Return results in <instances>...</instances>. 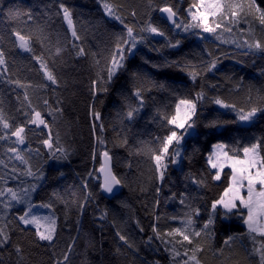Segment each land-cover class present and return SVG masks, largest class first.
Returning a JSON list of instances; mask_svg holds the SVG:
<instances>
[{"label":"trees","instance_id":"16d2710c","mask_svg":"<svg viewBox=\"0 0 264 264\" xmlns=\"http://www.w3.org/2000/svg\"><path fill=\"white\" fill-rule=\"evenodd\" d=\"M192 2L109 0L123 19L122 24L105 14L100 0H0V50L4 51L6 60L0 66V109L14 126L26 125L24 144H15V137L0 140V160L4 161L0 164V177H3L0 188L38 184L31 193L33 208L51 204V208L40 207V210L57 218L53 241H40L35 228L23 225L18 219L27 210V204L13 202L7 210L0 204V226L7 225L11 237L10 243L0 248L3 264H16L20 257L13 245L17 244L22 249V264H57V261L60 264H175L161 240L156 239L153 228L162 234L180 227L185 213L197 207L200 214L194 217L196 227L207 221L212 214L211 204L227 186V174H230L226 169L220 181L211 178L214 171L207 163L211 147L224 143L237 148L264 137V112L251 122H242L235 110L223 108L213 103V99L218 96L237 108L264 104V52L233 43V40L242 44L245 38L253 39L242 35L237 28L231 33L223 29H218L217 34L201 29L186 32L170 27L158 13L160 7L171 6L178 13L177 21L187 23L190 19L187 10ZM60 3L71 10L80 40L72 37L59 9ZM255 3L264 10V0ZM149 21L164 31L165 36L141 32ZM125 24L133 27L143 42L137 43L131 53L125 51L124 68L109 82L105 68L118 38L127 36ZM240 27L247 25L242 23ZM15 31L33 36L32 52L16 46ZM255 38L264 43V31L258 26ZM177 40L179 46H168ZM74 44L83 47L86 54L77 56ZM57 48L61 49L59 55ZM35 57L46 61L57 78L56 84L46 79ZM212 60H216V67L208 71L207 65ZM193 70L198 73L195 80L189 75ZM133 73L137 76L133 77ZM16 80L25 87L9 82ZM93 81H97L95 92ZM160 84L164 85L163 89L159 88ZM138 87L146 89L145 105L129 121L125 114L129 106L138 103L133 96ZM249 87H252L251 104L246 99ZM105 88L106 91L102 90ZM198 92L205 93V98L197 103L195 127L179 145L178 162L169 163L165 179L159 181L147 150L155 146L157 137L168 134L172 126L160 118L157 110L171 115L179 99L194 98ZM25 93L32 107L41 111L49 128L26 124L28 117L24 113L31 109L24 99ZM44 100L48 101L47 105ZM52 109L60 111L49 115ZM93 112L100 113L99 120L94 119ZM211 124L216 126L209 127ZM49 130L54 145L58 134V146L68 153L66 160L59 152L55 155L60 159L51 158L55 148L50 150L42 143L48 138ZM4 131L0 129V134ZM13 147L33 171L37 168L43 171V180L20 175L28 165L8 151ZM105 151L111 157L113 173L121 181L119 192L109 198L101 190L98 172L100 155ZM13 168L17 169L16 173L12 172ZM13 176L17 178L12 179ZM193 179L203 180V186L193 183ZM182 197H186L185 204L180 203ZM40 210L34 212L38 214ZM214 219L210 226L212 235L201 241L204 246L199 253L201 264H261L238 215H225V210L217 207ZM120 235L126 237L127 243ZM229 236L235 237L231 247L224 245ZM220 248L222 255L217 252Z\"/></svg>","mask_w":264,"mask_h":264},{"label":"snow or ice","instance_id":"6c2138e0","mask_svg":"<svg viewBox=\"0 0 264 264\" xmlns=\"http://www.w3.org/2000/svg\"><path fill=\"white\" fill-rule=\"evenodd\" d=\"M105 14L120 23H124L123 19L116 14L115 6L109 3V0H100ZM59 9L62 11L63 19L67 22L68 28L71 30V35L76 40H80L81 37L77 34L75 29L71 10L63 3L59 4ZM161 13L166 14V19L171 22L177 29L183 31H189L191 29H201L205 33L217 34L218 29H223L226 32L231 33L234 28H237L242 35L251 36L253 39L249 40L245 38L243 43H238L237 40H233V43H237L238 47H247L249 49L259 50L264 52V43L261 40L255 38V32L257 26L264 31V10L256 5L255 0H193L191 6L187 10L190 17L189 22L183 23L177 21V11L171 6L165 5L159 8ZM59 14V13H57ZM135 16V13H133ZM252 17V19H249ZM31 18V16H29ZM247 25V27L241 28V24ZM127 36L126 38L120 37L115 45L114 50L111 53L110 59L107 62L105 71L107 73V81H111L112 78L124 68V61L126 59L125 51L131 53L136 48L137 43L143 42V37L137 36L134 28L125 24ZM43 31L42 29L40 30ZM141 32H148L159 36H165L164 31L154 25L151 21L147 22L146 27L140 29ZM13 35L16 38V46L24 51L32 52L31 43L33 40L32 35H24L21 31H15ZM219 39V35H217ZM180 41L175 43L169 42L170 47L179 46ZM76 48V55H85V49L83 47ZM61 52L60 48L56 49V55ZM95 55V54H93ZM211 55V53H209ZM40 63L41 69L44 71V76L52 84L57 83V78L52 70L48 68L46 61L42 57H35ZM99 63V61H97ZM6 64L5 53L0 50V66ZM216 67V60H212L207 65V70L211 71ZM6 70V69H5ZM133 77L137 74L133 73ZM189 75L193 80L196 79L198 73L196 71L189 72ZM19 87H25L19 80L9 81ZM97 81H93V91L95 92ZM155 86V85H153ZM160 89L164 88L163 84L159 85ZM240 85H236V90L239 91ZM106 91L107 89H102ZM146 89L136 88L133 92V96L138 101L135 106H129L125 116L129 121L133 120L139 111L145 105V99L143 92ZM252 87L248 89V96L246 97L249 104L252 102ZM205 98V93L198 92L194 98H181L175 104V111L171 115H165L157 110L158 115L167 125L172 127L169 129L168 134L163 137H157L155 146L148 147V157L153 165V170L156 174V179L163 181L167 172L168 164H175L180 158L179 145L184 139V136L188 134L189 129L195 127L196 121L193 117L197 113V103ZM25 100H28V107L30 112H25L24 115L28 117L26 124H33L37 127L43 125L44 128H49L47 121L42 115L41 111L32 107L31 101L25 93ZM45 105L48 104L47 100H44ZM213 103L220 105L223 108H230L237 112V118L242 122H251L258 113L264 112V104L259 106H250L248 108L239 107L234 103H227L220 97H215ZM54 111H60L59 109H52L49 111V115ZM94 119H100L99 112L92 113ZM215 124L209 125V127H215ZM101 129L103 125L100 126ZM0 129L6 130L3 134H0V140L9 139L15 137L14 143L22 145L26 140V125L18 124L13 125L9 119L5 117L2 109H0ZM176 129H182L183 132L178 134ZM42 143L48 149H54L51 153V158L60 159L55 155L56 152L61 153L63 159L68 158V153L62 147H59V139H57L55 145L53 143L52 133L49 130L48 138L44 139ZM103 143V140H100ZM125 143L127 141L125 140ZM9 152L15 154L16 158L22 163L28 165V161L20 154L17 148H9ZM103 163L101 164L98 172L102 175L101 188L107 193H113L116 186L121 184L120 179L113 173L111 168V157L107 151L102 153ZM4 161L0 160V164ZM207 163L211 169H215L212 174V179L220 181L224 169H230L228 175L227 186L223 189L217 199L211 204L212 214L209 215L207 221L202 227H196V221L194 217L199 216L200 209L192 208L191 213H185V218L180 221V227L171 228L170 230L160 233L153 228L156 233V239H160L164 245V250L169 253L175 264H201L199 259V253L204 250V246L201 243L202 240H206L212 235L210 226L215 223V213L217 207H222L225 210V215L235 214L238 215L243 224L246 226V235L253 244V251L259 256L261 264H264V137L255 138L252 142L244 145H240L237 148H229L224 143H217L213 145V151L207 157ZM13 173L17 172V169H12ZM20 175L27 177H34L35 180L40 181L44 178V173L40 168L33 171L31 165H28L26 170L20 173ZM91 175V173L89 174ZM13 176L12 179H16ZM3 180V177H0ZM193 183L198 186H203V180H192ZM6 184L7 181H4ZM23 184L24 182L21 181ZM38 184H29L23 188H0V204H2L5 210L10 209L13 206V202L17 204H27L28 208L22 215L18 217L19 221L25 226H33L35 228V235L40 241L52 242L57 228V218L55 215L41 216L33 213L32 208L34 205L31 203V193L35 192ZM87 188V184L84 185ZM159 191V189H157ZM90 195V193H89ZM181 204L186 203V197H182ZM191 208V205H187ZM39 207L51 208V204H41ZM83 208V204L81 205ZM2 219V217H0ZM173 219H176L173 217ZM7 225L0 226V248H5L11 240L8 233ZM119 235V233H118ZM260 238V239H258ZM120 239L127 243L125 236L120 235ZM235 237L229 236L224 245L231 247V244ZM152 237H149L151 242ZM131 246V245H130ZM15 253L20 258L16 261V264H22L24 259L22 255L21 247L13 245ZM219 254H223V248L217 249ZM9 256L12 253H8ZM67 254L64 256V260H67ZM4 256L0 253V264H3ZM57 264H60L57 261Z\"/></svg>","mask_w":264,"mask_h":264},{"label":"water","instance_id":"95a60500","mask_svg":"<svg viewBox=\"0 0 264 264\" xmlns=\"http://www.w3.org/2000/svg\"><path fill=\"white\" fill-rule=\"evenodd\" d=\"M158 13H159V15H160V17L170 26V27H173L174 25H172L171 24V22L170 21H168L167 19H166V14H164V13H161L160 11H158ZM177 19H178V16H177ZM153 36L154 37H158L159 35H155V34H153ZM99 163H100V166H101V164L103 163V155L101 154L100 155V159H99ZM100 168V167H99ZM112 168V167H111ZM99 177H100V185H101V183H102V175L99 173ZM120 185H118V186H116L115 188H114V190H113V193H107V192H105L102 188H101V190H102V192H103V194L106 196V197H112V196H114V195H116L118 192H119V190H120Z\"/></svg>","mask_w":264,"mask_h":264},{"label":"rangeland","instance_id":"374dc122","mask_svg":"<svg viewBox=\"0 0 264 264\" xmlns=\"http://www.w3.org/2000/svg\"><path fill=\"white\" fill-rule=\"evenodd\" d=\"M190 132H192V129H189V131H188V134L190 133ZM215 145V144H214ZM213 151V146L211 147V152ZM210 152V153H211ZM209 165V164H208ZM209 167H210V165H209ZM211 168V167H210ZM227 168H225L224 170H226ZM214 172H215V169H212ZM227 170H229L230 171V169H227ZM219 207V206H218ZM39 208V210H40V207H37V208H32V211H33V213H35V214H37L36 212H34L36 209H38ZM222 208V207H221ZM42 209V208H41ZM38 215H41V216H46V215H49V214H46V213H44V212H42V210H40V212L38 213ZM31 226V225H30ZM33 227V226H32ZM246 227V226H245Z\"/></svg>","mask_w":264,"mask_h":264}]
</instances>
